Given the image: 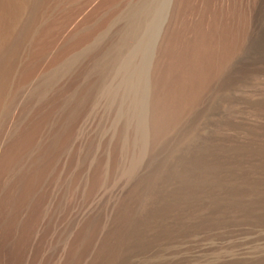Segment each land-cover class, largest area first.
<instances>
[{
  "label": "rangeland",
  "instance_id": "1",
  "mask_svg": "<svg viewBox=\"0 0 264 264\" xmlns=\"http://www.w3.org/2000/svg\"><path fill=\"white\" fill-rule=\"evenodd\" d=\"M0 264H264V0H0Z\"/></svg>",
  "mask_w": 264,
  "mask_h": 264
},
{
  "label": "bare ground",
  "instance_id": "2",
  "mask_svg": "<svg viewBox=\"0 0 264 264\" xmlns=\"http://www.w3.org/2000/svg\"><path fill=\"white\" fill-rule=\"evenodd\" d=\"M131 4H132V3H131ZM165 4H166V3H165ZM142 7L144 8L145 6H142ZM142 7H141V9H140V8H139V9H140V10H143ZM134 8H135V7H134ZM151 8H152V7H151ZM137 9H138V8H137ZM139 9H138V10H139ZM144 9H145V8H144ZM132 10H135V9H132ZM140 10H139V11H140ZM135 11H136V10H135ZM136 12H137V13L134 12V14H132V12H131L132 15L129 14V17L131 16L129 19H132L134 16H136V14H138V11H136ZM143 12H144V11H143ZM159 17H160V16H159ZM122 18H123V17H122ZM152 19H153V18H152ZM156 21H157V20H156ZM158 24H159V23H158ZM134 28H135V27H134ZM143 30H144V29H143ZM149 30H150V29H149ZM155 30H156V29H155ZM148 32H150V31H148ZM154 33H155V32H154ZM92 34H93V33H92ZM131 37H132V36H131ZM141 37H142V36H141ZM148 37H149V36H148ZM143 40H144V39H143ZM129 44H130V43H129ZM141 45H142V44H141ZM137 46H138V45H137ZM123 50H124V49H123ZM136 55H137V54H136ZM138 55H139V54H138ZM183 55H184V56H183ZM183 55H182V56L184 57V59H179V57L176 55V57H177V59L179 60V62H181L180 60H182V61L184 60V61H185V59H186L185 56H187V55H185V53H184ZM179 56H180V55H179ZM138 58H139V57H138ZM188 58H189V57H188ZM190 58H191V57H190ZM190 58H189V60L192 61V59H190ZM119 59H120V58H119ZM135 60H136V59H135ZM178 60H177V61H178ZM187 60H188V59H187ZM191 61H189V62H191ZM197 61H198V60H197ZM179 62H178V63H179ZM118 63H119V62H118ZM184 63H185V62H184ZM131 64H132V63H131ZM187 64H188V66H189V63H188V62H187ZM138 67H139V66H138ZM191 67H192V66L190 65V67H189V71H191V69H192ZM24 68H25V67H24ZM26 69H27V68H26ZM26 69H25V70H26ZM144 69H145V68H144ZM123 70H124V69H123ZM135 70H137V69H135ZM183 70H184V69H183ZM183 70H182V69L180 70V71H181L180 74L183 73V72H182ZM187 70H188V69H187ZM185 71H186V68H185ZM189 71H188V72H189ZM24 72H25V74H26V71H24ZM192 73H193V72H192ZM192 73L190 72V73H188V74L190 75V74H192ZM180 74H179V75H180ZM181 75L183 76V75H185V73H183V74H181ZM186 75H187V72H186ZM186 75H185V76H186ZM192 75H193V74H192ZM29 76H30V75H29ZM187 76H188V75H187ZM191 77H192V76H191ZM24 78L27 80V75H26ZM141 78H142V77H141ZM179 78H180V76H179ZM181 78L184 79L183 77H181ZM186 78H189V76L186 77ZM177 79H178V78H177ZM177 79H175V80H177ZM184 80H185V79H184ZM184 80H182V81H184ZM132 81H133V80H132ZM178 81L181 82L180 79H179ZM188 81H189V80H188ZM134 82H135V81H134ZM171 82H172V81H171ZM192 82H193V81H192ZM172 83H173V82H172ZM172 83H171V86L173 85ZM176 83H177V82H176ZM176 83H175V84H176ZM185 83H186V82H184V84H182V82H181V83H177L176 85L178 86V84H180V87L186 88L185 86H183V85H185ZM187 83H188V82H187ZM181 84H182V85H181ZM169 85H170V83H169ZM186 85H187V84H186ZM178 87H179V86H178ZM172 89H173V88H172ZM176 89H179V88L176 87ZM176 89H175V86H174L173 91L175 92ZM181 89H182V88H181ZM181 89L178 90V91H179V94H180V90H181ZM182 90H184V89H182ZM20 93H21V92H20ZM181 93H182V95L184 94L183 91H182ZM182 95H181V97L183 98ZM178 96H179V95H178ZM178 96H177V95L174 96V97H177V98H176L177 101H178L179 99H181L180 96H179V99H178ZM184 97H185V96H184ZM140 101H141V100H140ZM136 102H137V101H136ZM168 103H169V102H168ZM171 103H172V102H171ZM180 103H181V102H180ZM138 107H139V106H138ZM174 109H175V108H174ZM170 112H171V111H170ZM172 114H173V113H172ZM171 120H172V119H171ZM11 160H12V159H11ZM15 170H16V169H15ZM13 171H14V170H13ZM6 189H7V188H6ZM7 198H8V197H7ZM28 235H29V234H28ZM30 235H31V234H30ZM30 235H29V236H30ZM24 236H25V234H24ZM21 237H22V236H21ZM19 238H20V237H19ZM19 238H18V240H20L19 242H21V238H20V239H19ZM22 238H23V237H22ZM31 238H32V237H31ZM31 238H30V240H31ZM16 239H17V238H16ZM25 239H27V240H25ZM25 239H24L25 242L27 241V244H28V242H29V240H28L29 237L26 236ZM18 240H17V242L15 241V242H16V244H15L16 246H18V245H20V244L22 243V242H21L20 244H18ZM22 240H23V239H22ZM37 240H38V239H37ZM35 241H36V240H35ZM25 242H23V243H25ZM25 244H26V243H25ZM15 245H14V247H15ZM23 245H24V244H23ZM16 248H17V247H16ZM19 248H20V247H19ZM19 248H18V249H19ZM22 248H23V247H22ZM20 249H21V248H20ZM25 250H27V249L25 248ZM25 250H24V251H25ZM12 251H13V250H12ZM12 251H10V252H12ZM19 251H20V250H19ZM38 251H39V250H38ZM38 251H37V253H38ZM10 252H9L8 254H11V256H12V253H10ZM17 253H18V252H17ZM22 253H23V252H21L20 254L22 255ZM24 253L26 254V253H28V252H24ZM8 254H5V255H8ZM3 255H4V254H3ZM5 255H4V256H5ZM17 255L19 256V253H18ZM21 255H20V257H23V256H24V254H23L22 256H21ZM11 256L9 255V257H11ZM18 256H17V257H18ZM5 257H7V256H5ZM5 257H3V259H4ZM13 258H14V257H13ZM22 259H23V258H21V260H22ZM24 259H25V257H24ZM10 260H11V259H10ZM10 260H9V261H10ZM13 260H14V259H13ZM19 260H20V258H17V261H18V262H20ZM1 261H2V260H1ZM18 262H16V263H18Z\"/></svg>",
  "mask_w": 264,
  "mask_h": 264
}]
</instances>
